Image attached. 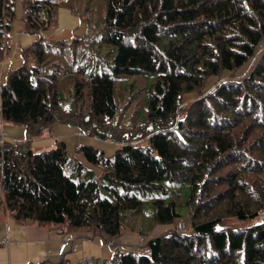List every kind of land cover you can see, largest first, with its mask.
<instances>
[{
	"label": "trees",
	"instance_id": "16d2710c",
	"mask_svg": "<svg viewBox=\"0 0 264 264\" xmlns=\"http://www.w3.org/2000/svg\"><path fill=\"white\" fill-rule=\"evenodd\" d=\"M14 3L0 0V61L12 47ZM57 5L22 1L24 29L37 36L0 83V119L24 129V139L13 143L0 136V212L109 240L127 225L126 213L141 208L137 192L163 184L179 191L185 183L184 211L169 189L149 198L148 214L158 224L186 215L191 233L170 229L135 252L57 264H264V218L233 225L264 212V50L242 80L217 82L181 104L207 77L232 72L253 55L264 38V0H105L97 52L77 51L81 38L40 36L53 25ZM53 53L67 60L54 62ZM134 74L151 79L146 112L132 131L113 137L104 121L116 115L114 81ZM61 79L68 80V97ZM54 122L116 144L108 156L90 144L77 147L96 176L60 141L29 147ZM140 136L146 144L133 143Z\"/></svg>",
	"mask_w": 264,
	"mask_h": 264
},
{
	"label": "rangeland",
	"instance_id": "374dc122",
	"mask_svg": "<svg viewBox=\"0 0 264 264\" xmlns=\"http://www.w3.org/2000/svg\"><path fill=\"white\" fill-rule=\"evenodd\" d=\"M58 2L59 5L55 7L54 12V23L58 25L60 21L63 19L60 16L61 11L70 10L74 14V18L79 20V23L76 24L74 28V36L71 38H81L83 46H77L76 50L80 51H96L97 46L95 41L98 40L99 35L102 32L103 24L102 18L105 9V0H55ZM41 12V11H40ZM39 14L44 17V14ZM64 14V13H63ZM80 19H79V17ZM60 17V19H59ZM84 24V27L82 24ZM52 25V28H53ZM47 29L51 27H46ZM84 28V29H83ZM41 32V31H40ZM82 32V33H80ZM41 36V35H40ZM43 38V37H42ZM69 38V39H71ZM45 39V38H44ZM49 40V39H48ZM94 43H91V42ZM88 44H91V47H88ZM106 47H101V52H106ZM264 50V38L260 41L259 44L256 46V50L253 55L248 58L240 67L236 68L232 72L223 71L220 76H210L207 77L203 87L200 91H194L190 93H185L181 96V104L182 107H185L191 100L196 98L199 94L212 89V87L218 82L225 81L229 78H233L236 80H242V78L248 76L251 71L254 69L258 58L261 52ZM108 51V50H107ZM114 52V50H113ZM79 53V52H78ZM77 58V56H76ZM67 60V55H60L57 53H53V61L54 62H64ZM151 79L141 75V74H134V75H121L114 81V102L116 107V115L115 118L112 120H105V124L108 128L114 131L112 136L121 137L119 133L132 131L134 127L137 126L139 121L144 117L146 112V86L150 83ZM61 88L64 90L63 95L64 97H68L67 95V87L69 86L67 79H61L60 82ZM64 104H68L65 101ZM82 107H85V103L83 102ZM180 112L179 114H181ZM126 135V134H125ZM90 144L94 148L101 150L104 156L111 155L114 152L116 144L109 138H100L94 137L92 140H89ZM134 144H146L145 138L141 136L136 139ZM85 163V162H83ZM90 169L93 170L94 175L98 174L93 165H89ZM163 190H156L152 191L149 194L142 192L139 194L137 192V197L141 201L142 205L138 211H128L125 215L126 226L120 233V235L114 239L109 240H102L104 244L114 246L117 251H114L113 254H117L120 252L125 251H138L141 250L142 247L145 245V242L148 238L170 230L175 229L179 233H191L190 226L188 224V219L186 215H182L181 217L176 218L173 223L170 224H158L155 223V219L148 214L152 212L149 205V200L152 198H159L166 196L165 194L171 191V197H175L177 194V211L182 212L184 211L185 207L183 204V199L186 197L187 194V186L185 183L182 184V188L177 189V185L173 186H166L163 184ZM162 192H165L163 195ZM150 198V199H149ZM148 214V215H147ZM264 218V212H260L255 218L250 221L244 222H233V225H248L260 221ZM186 222H184V221ZM181 222H184L182 224ZM225 222H228L225 220ZM242 226V225H239ZM127 231V234L124 232ZM145 236V238L143 237ZM122 237V238H120ZM141 243V245H139Z\"/></svg>",
	"mask_w": 264,
	"mask_h": 264
},
{
	"label": "crops",
	"instance_id": "0c3cea01",
	"mask_svg": "<svg viewBox=\"0 0 264 264\" xmlns=\"http://www.w3.org/2000/svg\"><path fill=\"white\" fill-rule=\"evenodd\" d=\"M22 1L24 0H15L14 3L10 32L12 47L0 61V83L4 81L8 70L20 64V49L27 47L37 36L24 29L21 21ZM59 14L63 21L56 26L54 24L53 28L51 26L41 31L39 33L41 37L49 40H66L75 35L73 30L79 20L74 18L70 10L61 11ZM81 24L84 27V24ZM0 136L2 140L13 143L24 139V129L22 126L0 119ZM93 138L82 136L75 126L54 122L50 130L31 138L28 144L32 150L39 151L50 148L55 142L60 141L64 144L67 154L74 156L90 169L83 163L84 160L77 152V147L90 143L89 140ZM124 234H127V231ZM102 240H104L102 235H92L91 231L62 233L57 225L38 226L19 223L13 216L0 212V264H57L61 259L69 262H78L86 258L109 259L117 249L104 244Z\"/></svg>",
	"mask_w": 264,
	"mask_h": 264
},
{
	"label": "water",
	"instance_id": "95a60500",
	"mask_svg": "<svg viewBox=\"0 0 264 264\" xmlns=\"http://www.w3.org/2000/svg\"><path fill=\"white\" fill-rule=\"evenodd\" d=\"M100 137H102V135H99ZM88 174L90 175V173L88 172ZM105 176V175H104Z\"/></svg>",
	"mask_w": 264,
	"mask_h": 264
},
{
	"label": "built area",
	"instance_id": "2783aa9c",
	"mask_svg": "<svg viewBox=\"0 0 264 264\" xmlns=\"http://www.w3.org/2000/svg\"><path fill=\"white\" fill-rule=\"evenodd\" d=\"M42 14V12H40Z\"/></svg>",
	"mask_w": 264,
	"mask_h": 264
}]
</instances>
